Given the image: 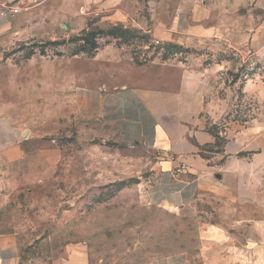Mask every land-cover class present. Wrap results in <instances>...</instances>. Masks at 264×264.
<instances>
[{
  "label": "rangeland",
  "instance_id": "rangeland-1",
  "mask_svg": "<svg viewBox=\"0 0 264 264\" xmlns=\"http://www.w3.org/2000/svg\"><path fill=\"white\" fill-rule=\"evenodd\" d=\"M263 10L258 0H0V233L17 237L18 264L174 254L264 264V132L184 213L159 197L167 154L106 136L88 94L174 86L180 63L212 69L207 117L221 150L228 129L264 126V29L250 43ZM7 146L23 156L11 161Z\"/></svg>",
  "mask_w": 264,
  "mask_h": 264
},
{
  "label": "crops",
  "instance_id": "crops-1",
  "mask_svg": "<svg viewBox=\"0 0 264 264\" xmlns=\"http://www.w3.org/2000/svg\"><path fill=\"white\" fill-rule=\"evenodd\" d=\"M258 5L264 9V0H258ZM263 29L264 24L259 25L251 45L262 43ZM175 68L178 79L174 86L155 87L132 81L121 85L106 83L103 87L89 90L88 94H92L97 101L91 117L99 122L106 136L116 137L129 145L153 147L167 154L169 158L160 161L159 197L188 213L193 208L198 191L218 182L221 170H230L234 161L239 165L247 163L245 152H249L256 143L251 136L255 133L260 136L264 126L258 123L243 129L235 137L228 129L227 141L220 150L218 132L210 127L212 122L209 124L207 117L215 101L212 97V103H208L213 89V70L184 63ZM261 142L264 145L263 136L259 137V148ZM6 148L11 161L23 156L20 148L18 155L13 157L11 155L17 152V148ZM236 153L244 155L239 159L235 157ZM182 165L184 170L178 172L177 167ZM240 187L247 188L248 182L241 180ZM17 246L15 235L0 233V264H18ZM186 262L182 254H174L157 264Z\"/></svg>",
  "mask_w": 264,
  "mask_h": 264
},
{
  "label": "built area",
  "instance_id": "built-area-1",
  "mask_svg": "<svg viewBox=\"0 0 264 264\" xmlns=\"http://www.w3.org/2000/svg\"><path fill=\"white\" fill-rule=\"evenodd\" d=\"M263 58H264V55H263ZM184 166L182 165V166H179V167H177V171L178 172H182L183 170H184Z\"/></svg>",
  "mask_w": 264,
  "mask_h": 264
}]
</instances>
